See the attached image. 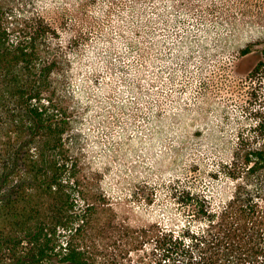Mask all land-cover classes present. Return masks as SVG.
<instances>
[{"label":"rangeland","instance_id":"obj_1","mask_svg":"<svg viewBox=\"0 0 264 264\" xmlns=\"http://www.w3.org/2000/svg\"><path fill=\"white\" fill-rule=\"evenodd\" d=\"M9 3L12 15L40 13L60 30L72 145L109 264H155V244L130 236L186 223L172 187L225 201L235 183L223 161L241 136L264 141V81L250 76L264 0Z\"/></svg>","mask_w":264,"mask_h":264},{"label":"trees","instance_id":"obj_2","mask_svg":"<svg viewBox=\"0 0 264 264\" xmlns=\"http://www.w3.org/2000/svg\"><path fill=\"white\" fill-rule=\"evenodd\" d=\"M9 5L0 0V264H109L72 145L60 30ZM250 76L264 81V49ZM220 170L235 183L227 200L173 186L186 223L132 233L129 244L152 241L155 264H264V141L241 136Z\"/></svg>","mask_w":264,"mask_h":264}]
</instances>
